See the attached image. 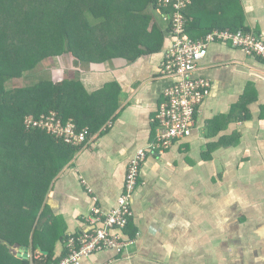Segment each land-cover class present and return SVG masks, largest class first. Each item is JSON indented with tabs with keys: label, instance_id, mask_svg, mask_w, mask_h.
Masks as SVG:
<instances>
[{
	"label": "crops",
	"instance_id": "obj_1",
	"mask_svg": "<svg viewBox=\"0 0 264 264\" xmlns=\"http://www.w3.org/2000/svg\"><path fill=\"white\" fill-rule=\"evenodd\" d=\"M163 12L153 11L157 32L148 39L158 49L144 44L149 25L134 51L64 62L67 113L85 126L92 122L93 130L71 154L57 142L47 151L56 171L28 234L0 237V264L57 261L68 235L92 228L94 204L104 212L116 206L127 163L154 137L151 119L171 82L161 73L170 43ZM186 13L194 38L243 27L264 40V0H193ZM194 75L209 80V93L191 133L143 162L125 230L137 233L135 241L119 252L85 256L81 264H264V60L214 42Z\"/></svg>",
	"mask_w": 264,
	"mask_h": 264
},
{
	"label": "trees",
	"instance_id": "obj_2",
	"mask_svg": "<svg viewBox=\"0 0 264 264\" xmlns=\"http://www.w3.org/2000/svg\"><path fill=\"white\" fill-rule=\"evenodd\" d=\"M157 9L155 0H0V237L28 234L48 181L56 171V163L47 151L56 147L55 142L68 154L78 148L64 144L47 131L24 129L22 125L25 115L37 117L50 110L63 121L69 119L68 79L36 75L30 83L8 86L7 82L26 77L25 73L42 60L58 55L95 62L125 50L134 51L149 25L153 27L144 44L156 50L161 44L150 45L148 39L153 40L157 32L152 20ZM21 11L26 15L23 21L15 15ZM188 21L185 32L195 39L194 24ZM73 120L78 128L85 126ZM90 124L87 127L91 133L94 124ZM13 214L15 218L11 219ZM19 262L30 264L27 260ZM33 264L52 263L35 259Z\"/></svg>",
	"mask_w": 264,
	"mask_h": 264
},
{
	"label": "built area",
	"instance_id": "obj_3",
	"mask_svg": "<svg viewBox=\"0 0 264 264\" xmlns=\"http://www.w3.org/2000/svg\"><path fill=\"white\" fill-rule=\"evenodd\" d=\"M193 0H155L157 10L164 11L163 17L170 23V43L161 63V73L171 79L165 87L162 100L152 117L154 137L144 147L136 150L128 161L123 189L115 207L104 212L97 204L92 206L89 222L91 229L68 235L64 239L65 253L52 264H81V259L105 249L118 252L135 241L125 229L133 215L131 198L138 186L140 169L148 154L161 153L169 148L173 140L191 133L198 106L208 95L210 82L202 76H195L198 62L207 53L209 44L227 43L240 48L246 55L264 60V40L251 30L220 29L209 30L201 38H191L185 32V9ZM24 129H41L66 145L79 147L90 134L89 128H78L71 118L63 121L55 111L35 117L25 115ZM85 183V181L83 180ZM88 192L92 189L86 186ZM92 200L96 202L93 195ZM99 223V224H98ZM105 264V263H103Z\"/></svg>",
	"mask_w": 264,
	"mask_h": 264
},
{
	"label": "rangeland",
	"instance_id": "obj_4",
	"mask_svg": "<svg viewBox=\"0 0 264 264\" xmlns=\"http://www.w3.org/2000/svg\"><path fill=\"white\" fill-rule=\"evenodd\" d=\"M28 3L24 4V7H27ZM39 12V10H37ZM35 12V11H34ZM15 15H18V19L24 20V17H26L25 13L23 11L17 12ZM39 16L34 18H38ZM139 47V45H137ZM64 62H69L71 64L72 58L69 57V55H58L56 57L52 58H46L42 60L34 69L27 71L26 77L23 76V78H13L10 79L8 83V86L13 85H20L21 83H30L35 78L36 75L44 76V77H51L52 80H59L61 78V75L63 76V70L64 68ZM62 68H64L62 70ZM43 71V73H42Z\"/></svg>",
	"mask_w": 264,
	"mask_h": 264
},
{
	"label": "water",
	"instance_id": "obj_5",
	"mask_svg": "<svg viewBox=\"0 0 264 264\" xmlns=\"http://www.w3.org/2000/svg\"><path fill=\"white\" fill-rule=\"evenodd\" d=\"M5 245H7L9 248L14 247V245H11L8 241H4ZM20 246V245H19ZM18 245H15V247H19ZM36 250L40 255H46L47 252L44 251L43 249H41V247L39 245L36 246ZM23 257H26V255H23Z\"/></svg>",
	"mask_w": 264,
	"mask_h": 264
}]
</instances>
